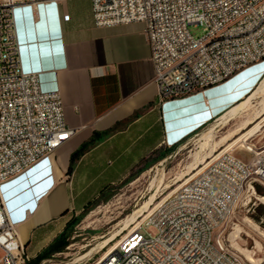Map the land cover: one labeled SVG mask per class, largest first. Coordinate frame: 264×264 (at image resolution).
<instances>
[{
    "label": "built area",
    "instance_id": "obj_1",
    "mask_svg": "<svg viewBox=\"0 0 264 264\" xmlns=\"http://www.w3.org/2000/svg\"><path fill=\"white\" fill-rule=\"evenodd\" d=\"M23 0H0V189L75 133L59 92H43L21 67L13 16ZM30 3L66 0H25ZM97 28L142 23L160 104L220 84L264 60V0H91ZM190 26L202 28L196 38ZM245 162L231 152L207 158L94 264H249L223 232L253 184L264 185V145ZM157 235L147 239L142 226ZM180 247L176 250V247ZM0 264H27L0 194Z\"/></svg>",
    "mask_w": 264,
    "mask_h": 264
},
{
    "label": "crops",
    "instance_id": "obj_2",
    "mask_svg": "<svg viewBox=\"0 0 264 264\" xmlns=\"http://www.w3.org/2000/svg\"><path fill=\"white\" fill-rule=\"evenodd\" d=\"M13 16L22 70L38 75L43 92L60 93L65 123L75 130L1 186L29 262L103 190L159 149L223 117L264 75L262 60L220 84L160 104L142 23L97 28L91 0H23Z\"/></svg>",
    "mask_w": 264,
    "mask_h": 264
},
{
    "label": "rangeland",
    "instance_id": "obj_3",
    "mask_svg": "<svg viewBox=\"0 0 264 264\" xmlns=\"http://www.w3.org/2000/svg\"><path fill=\"white\" fill-rule=\"evenodd\" d=\"M189 32L196 38L203 34L199 26H190ZM263 80L264 75L247 96L249 99L242 112L228 121L216 118L169 152L168 147L159 149L130 174H136L147 162L167 152L163 159L152 163L133 179L128 180L127 176L109 188L107 201L97 202L83 215L80 213L71 217L66 226L69 232L68 246L40 264H94L120 241L133 223L141 220L194 175L207 156L228 151L247 162L250 154L245 151V147L249 144L257 148L264 145ZM257 124L261 128L246 140L247 143L230 146ZM253 187L254 194L247 190L243 201L235 208L225 226L223 236L229 249L241 255L249 264H264V185L255 182ZM138 211L140 217L131 221L133 214ZM140 233L150 239L157 235V229L144 224Z\"/></svg>",
    "mask_w": 264,
    "mask_h": 264
},
{
    "label": "trees",
    "instance_id": "obj_4",
    "mask_svg": "<svg viewBox=\"0 0 264 264\" xmlns=\"http://www.w3.org/2000/svg\"><path fill=\"white\" fill-rule=\"evenodd\" d=\"M195 133V132H194ZM193 133V134H194ZM179 145V144H178ZM178 145H175V146H172L169 148V150L167 152H169L170 150H172L173 148H175L176 146ZM167 152H162L161 154H159L157 157H155L153 160H151V162H147L142 169H140L136 174H129L128 175V180H131L133 179L134 177H136V175H138V173H140L141 171H143L144 169H147L152 163L156 162V161H159L161 159H163L165 157V155L167 154ZM148 159V158H147ZM146 161L143 160L142 162ZM141 162V163H142ZM140 163V164H141ZM111 188V187H110ZM109 190V188H107L106 190H103V192H101L99 194V196L92 202L90 203L84 210L83 212H81L80 215H83L89 208H92L94 207L97 202H100V201H107L108 198H109V195H107V191ZM79 218H77L78 220ZM69 232L65 230L43 251V253L37 257L35 260H32L31 262H28V264H40V262L42 260H45V259H48L50 258L51 256H53L54 254H57V253H60L62 252L69 244Z\"/></svg>",
    "mask_w": 264,
    "mask_h": 264
},
{
    "label": "bare ground",
    "instance_id": "obj_5",
    "mask_svg": "<svg viewBox=\"0 0 264 264\" xmlns=\"http://www.w3.org/2000/svg\"><path fill=\"white\" fill-rule=\"evenodd\" d=\"M262 82V86L264 85V80L263 81H261ZM259 85V84H258ZM262 88V87H261ZM264 89V88H263ZM263 91V90H262ZM260 93V92H259ZM254 95V94H253ZM252 95V96H253ZM252 98V97H251ZM249 99V97L245 100V101H243V102H241V103H239V104H237L235 107H233L227 114H225L223 117H221L220 118V120L222 119V120H224V121H228V120H230V119H232L234 116H236L242 109H243V107L245 106V104L247 103V100ZM242 112V111H241ZM263 121H264V119H263ZM225 123V122H224ZM261 127H260V124H257V125H255L252 129H250L247 133H245L244 135H242L241 137H239L237 140H235L230 146H232V145H234V144H236V143H244V142H246V140L248 139V138H250L254 133H256L257 131H258V129H260ZM205 135V134H204ZM203 137V136H202ZM206 138V137H205ZM202 139V138H201ZM247 143V142H246ZM245 147V146H244ZM212 155H210V156H207L200 164H203L204 162H205V160L207 159V158H209V157H211ZM138 217H140V211H138L137 213H135V214H133V216H132V218H131V221H134L135 219H137ZM130 221V222H131ZM139 222V221H138ZM138 222H135V223H133L132 224V226H131V228H133ZM130 228V229H131ZM129 229V230H130ZM112 248H114V247H112ZM112 248H110L109 250H111Z\"/></svg>",
    "mask_w": 264,
    "mask_h": 264
}]
</instances>
